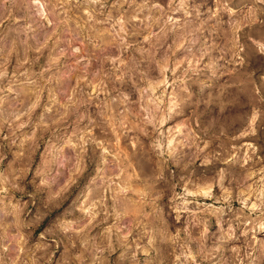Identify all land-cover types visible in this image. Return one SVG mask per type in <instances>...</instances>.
I'll use <instances>...</instances> for the list:
<instances>
[{"label": "rangeland", "instance_id": "1", "mask_svg": "<svg viewBox=\"0 0 264 264\" xmlns=\"http://www.w3.org/2000/svg\"><path fill=\"white\" fill-rule=\"evenodd\" d=\"M0 264H264V0H0Z\"/></svg>", "mask_w": 264, "mask_h": 264}, {"label": "bare ground", "instance_id": "2", "mask_svg": "<svg viewBox=\"0 0 264 264\" xmlns=\"http://www.w3.org/2000/svg\"><path fill=\"white\" fill-rule=\"evenodd\" d=\"M188 28H189V27H188ZM163 34H165V33H163ZM171 35H172V34H171ZM173 35H175V36L177 37L178 34H177V35H176V34H173ZM181 35H183V32H182V31H181V33L179 34V37H180ZM107 37H109V36H107ZM111 37H112V36H111ZM169 37L172 38V39L175 38V37H173V36L171 37L170 35L168 36V38H169ZM110 39H111V38H110ZM157 40H158V39H157ZM179 40H180V39H179ZM112 41H113V40H112ZM109 48H110V46H109ZM107 49H108V48H107ZM149 54H150V53H149ZM140 56H141V55H140ZM145 56H146V55H145ZM152 56H153V55H152ZM145 58H146V57H145Z\"/></svg>", "mask_w": 264, "mask_h": 264}]
</instances>
